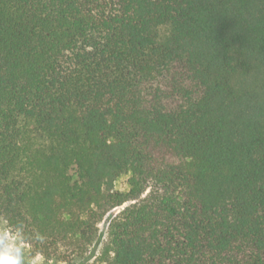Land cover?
Returning a JSON list of instances; mask_svg holds the SVG:
<instances>
[{
	"label": "trees",
	"instance_id": "trees-1",
	"mask_svg": "<svg viewBox=\"0 0 264 264\" xmlns=\"http://www.w3.org/2000/svg\"><path fill=\"white\" fill-rule=\"evenodd\" d=\"M132 201L102 264H264V0H0V221L72 262Z\"/></svg>",
	"mask_w": 264,
	"mask_h": 264
},
{
	"label": "rangeland",
	"instance_id": "rangeland-1",
	"mask_svg": "<svg viewBox=\"0 0 264 264\" xmlns=\"http://www.w3.org/2000/svg\"><path fill=\"white\" fill-rule=\"evenodd\" d=\"M124 184L125 179H120L118 186H123ZM148 192L149 191H146L137 201L144 199L148 195ZM134 202L136 201L127 202L120 207L112 209L99 224L98 237L89 251L82 259L72 262L49 260L41 254H34L30 245L22 242L17 236L10 232L3 221H0V258L9 257L15 264H102L100 257L108 241V228L111 220L123 211L125 207Z\"/></svg>",
	"mask_w": 264,
	"mask_h": 264
},
{
	"label": "clouds",
	"instance_id": "clouds-1",
	"mask_svg": "<svg viewBox=\"0 0 264 264\" xmlns=\"http://www.w3.org/2000/svg\"><path fill=\"white\" fill-rule=\"evenodd\" d=\"M0 264H15V262L9 257H4L0 258Z\"/></svg>",
	"mask_w": 264,
	"mask_h": 264
}]
</instances>
